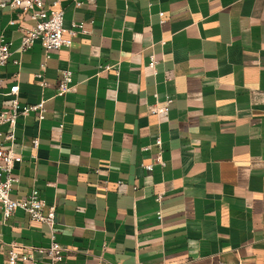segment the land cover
<instances>
[{
    "label": "crops",
    "instance_id": "1",
    "mask_svg": "<svg viewBox=\"0 0 264 264\" xmlns=\"http://www.w3.org/2000/svg\"><path fill=\"white\" fill-rule=\"evenodd\" d=\"M63 7L67 27L89 34L49 60L39 43L19 51L31 23L0 10V41L12 44L0 111L16 84L22 107L46 109L18 120L11 199L38 190L57 207L63 264H264V0ZM66 70L73 90L59 97ZM168 97L170 111L152 114ZM13 243L46 248L49 228L0 210V264Z\"/></svg>",
    "mask_w": 264,
    "mask_h": 264
},
{
    "label": "built area",
    "instance_id": "2",
    "mask_svg": "<svg viewBox=\"0 0 264 264\" xmlns=\"http://www.w3.org/2000/svg\"><path fill=\"white\" fill-rule=\"evenodd\" d=\"M80 7L81 3H77ZM10 9L19 12L21 18H26L31 23L30 26L22 28V41L19 51L21 53L28 52L34 48L36 44H41L44 48L46 60L58 53L63 48L72 47L74 40L80 36L89 34L86 24L72 23L69 27L66 25L65 9L63 0H0V10ZM164 20L165 14L160 15ZM15 25V22H11ZM12 56V44L0 41V88L3 84L1 77L3 69L8 64ZM19 65V62H16ZM158 60L156 56L150 57V68L156 70ZM111 66H106L105 70H111ZM39 84L45 86V81L41 74L36 76ZM73 72L66 70L63 72L58 82V96L64 97L73 90ZM20 86L16 84L6 94L10 104L0 111V210L3 215L4 222H8L18 210L24 211L32 222L46 225L49 228L50 244L48 247H30L28 252H21L20 246L13 243L7 250L6 264H38L35 254L43 256L48 264H63L67 250L58 241L57 232V207L49 206L40 197V192L34 190L28 197L13 200L10 194L19 178L15 174V169L21 165L24 160L22 156L14 150L16 144V133L18 120L26 118L31 113L37 114L39 120H44L46 109L44 102L22 107L19 101ZM174 100L168 97L163 106H155L151 109L154 115L165 114L170 111ZM6 128L4 131L3 129ZM157 146H161V140L156 141ZM39 146V140L33 141L34 149ZM160 156L156 163H160ZM154 164L146 166V169L153 170ZM162 200V196H158V202ZM47 208V213L45 210ZM162 219V214H159ZM179 264H193L192 261L186 260Z\"/></svg>",
    "mask_w": 264,
    "mask_h": 264
}]
</instances>
